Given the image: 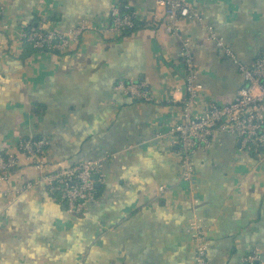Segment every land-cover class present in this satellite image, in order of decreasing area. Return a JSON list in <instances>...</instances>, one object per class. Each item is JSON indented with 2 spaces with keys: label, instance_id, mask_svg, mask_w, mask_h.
<instances>
[{
  "label": "crops",
  "instance_id": "crops-1",
  "mask_svg": "<svg viewBox=\"0 0 264 264\" xmlns=\"http://www.w3.org/2000/svg\"><path fill=\"white\" fill-rule=\"evenodd\" d=\"M186 1L238 62L249 66L263 52L264 0ZM115 8L131 10L140 27L109 30ZM0 9V153L45 138L52 167L100 160L103 176L79 218L40 185L18 194L45 171L20 157L0 182V264H193L191 220L204 229L209 264H245L254 249L264 261V157L218 133L183 183L176 139L166 134L185 95L184 43L203 86L197 112L230 103L244 85L203 26L180 18L169 33L157 0H0ZM40 23L61 33L93 28L63 53H27L20 31ZM119 81L141 83L150 100L124 96Z\"/></svg>",
  "mask_w": 264,
  "mask_h": 264
},
{
  "label": "built area",
  "instance_id": "built-area-1",
  "mask_svg": "<svg viewBox=\"0 0 264 264\" xmlns=\"http://www.w3.org/2000/svg\"><path fill=\"white\" fill-rule=\"evenodd\" d=\"M164 8L169 20L167 30L175 33V22L180 18H188L203 26L206 40L217 49L222 50L238 67L244 85L237 91L234 99L222 106L212 105L206 110L197 112L199 94L203 86L198 82V70L187 43L182 47V58L185 66V95L181 101L179 120L167 129V135L175 137L179 148V180L190 184L194 175L193 156L210 144L218 133H227L239 143L240 149L249 151L261 159L264 157V50L249 66L238 62L223 40L214 32L210 25L202 22L186 0H157ZM2 11L0 9V25ZM152 24H149L151 26ZM153 26V25H152ZM109 30L123 34L140 27L134 14L121 15L115 8L109 20ZM83 23L68 33H61L55 27L38 24L20 31L18 41L27 44L35 51L63 53L70 43L77 42L82 33L92 29ZM115 89L124 96L139 101H149L147 91L141 83L119 81ZM48 141L45 138H30L21 141L14 153H0V182H6L9 176L20 166V157L29 160L38 170H45L37 180L28 182L18 194H22L34 186L40 185L47 196L56 203L63 205L71 215L84 216L87 207L97 199L96 184L103 182L100 160L79 161L63 165L57 163L52 167L46 160ZM97 176V180L94 177ZM190 191L194 189L190 185ZM164 186L158 192L164 194ZM194 204L198 200L192 198ZM195 247L193 264H209L207 242L202 226L196 221L188 222L186 228ZM245 264H264L258 250L254 249L244 258Z\"/></svg>",
  "mask_w": 264,
  "mask_h": 264
},
{
  "label": "trees",
  "instance_id": "trees-1",
  "mask_svg": "<svg viewBox=\"0 0 264 264\" xmlns=\"http://www.w3.org/2000/svg\"><path fill=\"white\" fill-rule=\"evenodd\" d=\"M127 13H131V10H129V9H123L122 11H120V14H121V15H125V14H127ZM28 27H30V26H27L26 28H28ZM132 31H133V30H132ZM132 31H126V32H124L122 35H127L128 33L132 32ZM23 46L26 47V49H27L26 52H27V53H31V52L35 51L34 49H32L31 46H29V45H27V44H23ZM245 153H247L248 155H250V157H256V155H254L253 153H251V152H249V151H245ZM256 158H257V157H256ZM96 190H97V198H98L99 195H100V193H101L102 191H101V188H100V187L97 188ZM74 216H75V217L82 218L81 215H74Z\"/></svg>",
  "mask_w": 264,
  "mask_h": 264
},
{
  "label": "water",
  "instance_id": "water-1",
  "mask_svg": "<svg viewBox=\"0 0 264 264\" xmlns=\"http://www.w3.org/2000/svg\"><path fill=\"white\" fill-rule=\"evenodd\" d=\"M94 179L97 180V176H95ZM95 186H96V188H99V185L98 184H96Z\"/></svg>",
  "mask_w": 264,
  "mask_h": 264
}]
</instances>
